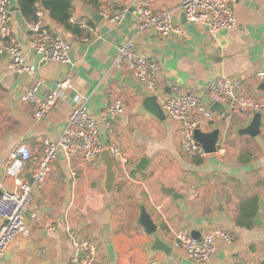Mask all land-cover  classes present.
<instances>
[{"label": "crops", "instance_id": "obj_1", "mask_svg": "<svg viewBox=\"0 0 264 264\" xmlns=\"http://www.w3.org/2000/svg\"><path fill=\"white\" fill-rule=\"evenodd\" d=\"M136 1L73 0L70 17L96 25V35L74 30L77 25L70 21L68 26L61 25L46 11L45 24L71 44L74 64L69 65L32 50L27 18L18 0H11L14 34L26 63L36 67L41 80L39 94L44 96L66 76L71 77L72 88L52 111L37 119L34 105L21 99L29 75L11 71L9 57L0 54V194L18 188L15 178L7 173L12 150L25 144L37 153L43 137L58 140L72 109L82 102L99 121L105 148L116 140L128 161L126 172L117 169L112 195L102 187L105 166L100 157L92 163L76 157L69 163L61 152L42 187L27 179L36 162L25 165L18 176L31 185L34 197L26 213L28 234L12 242L0 256V264H70L80 255L72 230L97 245L95 264H196L184 250L173 246L174 232L186 228L191 234L197 231L201 239L219 227L227 228L235 240L229 246L221 243L206 264L264 262V211L263 222L255 221L260 200H264V115L261 134L256 137L237 134L250 124L253 111L233 114L229 120H202L203 131L221 130L223 147L197 164L181 149L183 123L167 115L159 120L141 109L143 96L128 85L131 76L115 65L117 46L131 40L138 53L161 65L160 95H197L207 103L208 82L226 76L237 83L239 92L264 101L260 88L264 78V0H232L237 27L215 34L209 24L189 21L175 0H143L155 12L164 8L173 11L183 33L167 37L138 30L131 10ZM126 7L120 23L100 14L102 10L114 14ZM85 36L89 41L83 40ZM115 100L122 102L123 111L112 116L107 109ZM195 118L201 120L198 115ZM143 157L148 163L139 170ZM165 188H173L179 196L167 194ZM253 198L257 202H250L248 209L256 212L246 223L241 219V204ZM141 201L158 225L157 235L172 248L169 255L155 250V236L135 224ZM106 210L110 218L103 223ZM2 223L0 217V227Z\"/></svg>", "mask_w": 264, "mask_h": 264}, {"label": "built area", "instance_id": "obj_2", "mask_svg": "<svg viewBox=\"0 0 264 264\" xmlns=\"http://www.w3.org/2000/svg\"><path fill=\"white\" fill-rule=\"evenodd\" d=\"M175 1L185 10L189 21L199 25L209 24L210 32L213 34L237 27L232 0ZM35 8V18L26 21L32 50L54 62L73 65L70 42L45 24L46 9L40 2L35 4ZM131 10L137 17L139 31H154L162 37L183 33L180 25L174 21L173 11L169 8L155 12L146 1L137 0L132 4ZM127 11L126 7L114 14L105 10L100 11V14L111 22L120 23ZM69 21L90 34L98 33V27L84 19L70 17ZM83 40L89 41V37L85 36ZM0 54L9 57L8 68L11 71L29 75L30 81L24 87L21 99L34 105V115L37 119L52 111L65 91L72 88V79L66 76L58 80L55 88L44 96L39 94L41 80L36 76V67L26 63L22 45L14 34L11 0H0ZM115 65L137 80L148 93L158 95L165 114L183 123L181 149L191 159L208 155L194 139V130L199 124L202 125V120H229L233 114L248 111L261 112L264 115V101L239 92L237 83L226 76L211 80L205 88L211 104L218 102L224 106L219 111H211L210 105L197 95H160L158 90L161 87L163 71L161 65L155 59L138 53L131 40L117 46ZM122 111L123 105L120 100H115L107 109L112 116ZM193 114L198 115L201 120L193 117ZM104 148L99 121L89 113L86 103L82 102L72 109L63 134L58 140L43 137L37 153H33L25 144H20L12 150L7 173L15 178L18 188L0 194V217L3 220L0 227V256L4 255L14 240L28 234L26 213L34 197L31 185L18 176L22 168L30 162H36L32 172L34 185L42 187L61 152L69 163L76 157L92 163L99 159V154ZM108 148L116 161V169L120 168L126 172L128 160L119 142L113 139ZM70 233L75 247L81 253L76 255L70 264H95L97 245L73 230ZM234 240L232 233L224 227L207 231L201 239L193 237L189 229L183 228L174 232L173 246L184 250L192 262L206 264L218 251L221 243L229 246Z\"/></svg>", "mask_w": 264, "mask_h": 264}, {"label": "water", "instance_id": "obj_3", "mask_svg": "<svg viewBox=\"0 0 264 264\" xmlns=\"http://www.w3.org/2000/svg\"><path fill=\"white\" fill-rule=\"evenodd\" d=\"M15 9V8H14ZM183 15L187 18L185 10H183ZM128 85L136 88L139 93L143 96V100L141 103V109L148 111L153 114L159 120H163L166 117L165 111L163 110L162 105L159 102L158 95L149 94L145 91L144 87L133 77L128 78ZM260 88L264 90V78H262V83ZM207 103L210 105L209 109L211 111H219L224 108L221 103H213L211 104L210 99L208 98ZM263 124V113L261 112H253V118L249 125L240 128L237 131L238 135H245L250 137H256L261 134V128ZM194 139L198 145H200L207 154L215 153L222 149L223 142L221 139V130L219 128H215L211 131H203L201 125L199 124L194 130ZM100 159L103 161L105 166V177L102 182V187L107 193V195H112L113 190L115 188L116 179H117V169H116V161L113 155L110 152L109 148H104L100 154ZM148 163V159L143 157L139 162L137 168L139 170H144ZM29 184L34 183L33 173L28 175L27 177ZM165 192L169 195H173L175 198L179 196L177 192L173 188H165ZM139 216L135 222V224L141 227L146 234L154 235V249L164 251L166 254H170L172 248L166 244L158 233V225L154 220L153 215L147 209L145 202L141 201L139 203ZM264 211V200H260V208L258 214L255 217V221L258 224L263 222L262 214ZM110 218V211L106 210L104 214L103 223H107ZM3 224V223H2ZM197 231H193L192 235L195 238H198L196 234ZM81 254V253H80Z\"/></svg>", "mask_w": 264, "mask_h": 264}, {"label": "trees", "instance_id": "obj_4", "mask_svg": "<svg viewBox=\"0 0 264 264\" xmlns=\"http://www.w3.org/2000/svg\"><path fill=\"white\" fill-rule=\"evenodd\" d=\"M18 2L22 14L27 19L35 18L36 16L35 4L37 2H40L44 6L46 11L49 12L53 20H55L57 23L61 25H67V26L69 24V18L72 15L74 9L73 0H18ZM79 29L80 28L78 26L77 28H74V30L76 31H79ZM192 160L195 163L200 164L202 158L194 157L192 158ZM252 201L257 202L255 198H253L241 204L242 207L244 208L242 210L241 219L243 221H246V223L248 222V219L251 218V215H253V213L256 212L255 208L254 210H252V212L250 210L251 208L250 202ZM249 205L250 208L248 209ZM262 264H264V262Z\"/></svg>", "mask_w": 264, "mask_h": 264}]
</instances>
